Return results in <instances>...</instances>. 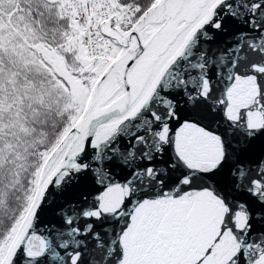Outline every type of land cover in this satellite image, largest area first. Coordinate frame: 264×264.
<instances>
[{"label":"snow or ice","instance_id":"6c2138e0","mask_svg":"<svg viewBox=\"0 0 264 264\" xmlns=\"http://www.w3.org/2000/svg\"><path fill=\"white\" fill-rule=\"evenodd\" d=\"M0 264H264V0H0Z\"/></svg>","mask_w":264,"mask_h":264}]
</instances>
